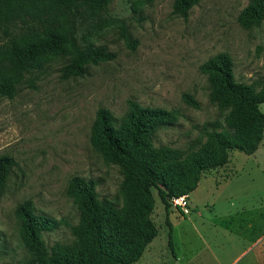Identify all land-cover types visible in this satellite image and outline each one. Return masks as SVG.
Returning <instances> with one entry per match:
<instances>
[{"label": "rangeland", "instance_id": "rangeland-1", "mask_svg": "<svg viewBox=\"0 0 264 264\" xmlns=\"http://www.w3.org/2000/svg\"><path fill=\"white\" fill-rule=\"evenodd\" d=\"M172 1L110 0L102 9L84 8L75 23L77 40L103 45L114 58L67 79L59 76L67 47L42 53V67L28 72L6 63L8 49L42 36L36 13L45 0H21L9 15H0V83L13 87L12 96L0 95V154L13 160L0 191V264H23L30 257L15 214L27 199L36 213L57 221L40 233L47 247L72 242L69 225L76 223L77 210L65 188L73 175L92 179L98 198L122 207L119 166L105 161L88 140L98 107L118 119L127 100L178 111L173 124L156 131L153 143L180 151L185 174L193 152L214 149L205 131L235 130L227 120L229 109L220 111L209 102L198 66L222 52L232 61L236 81L262 79L264 20L246 29L238 24L248 0H198L185 17L172 13ZM183 93L198 107L186 104ZM258 108L264 114V102ZM227 153L224 165L199 171L189 196L178 195L189 199L188 214L180 215L171 203L164 207L153 187L149 197L140 198L143 207L131 239L144 220L154 236L128 264H264V245L259 246L264 242V129L253 155Z\"/></svg>", "mask_w": 264, "mask_h": 264}, {"label": "trees", "instance_id": "trees-1", "mask_svg": "<svg viewBox=\"0 0 264 264\" xmlns=\"http://www.w3.org/2000/svg\"><path fill=\"white\" fill-rule=\"evenodd\" d=\"M21 0H0V15H9ZM110 0H45L36 15L39 17L41 37L18 49H8L6 63L19 71L41 68L38 57L50 50L67 47L66 62L59 67L63 79L80 77L91 64L108 61L114 53L103 45L80 43L76 36V20L84 8L102 9ZM198 0H173L172 13L185 17L187 10ZM42 12V17L38 13ZM264 20V0H248L237 15L242 28L258 26ZM63 21L69 25L67 28ZM126 40L129 41L128 38ZM38 60L37 63L34 61ZM198 69L206 77L208 100L222 111L229 109L227 120L235 130L205 131L213 142L212 152L195 151L188 157V173L180 151L166 145H154L156 131L174 123L178 111L142 106L127 100V111L121 118L98 107L89 128V143L102 158L119 166L124 195L122 207L98 198L94 181L73 175L68 179L65 194L77 210V221L70 224L72 242H54L47 247L40 238L41 231L54 228L57 221L36 213L29 199L15 208L20 220V237L29 252L23 264H128L135 261L144 246L154 236V229L144 220L137 237L131 239L138 212L143 207L140 198L150 196L156 189L164 207L168 199L188 194L198 182L201 169L222 166L227 162L228 149L251 154L257 148L264 129V114L258 104L264 102V77L245 84L234 79L232 61L226 53H216L203 61ZM258 84L259 88H256ZM258 89V90H256ZM9 82L0 83V95L12 96ZM182 100L194 107L198 103L189 94ZM13 165L10 156L0 154V191ZM189 179V182H186ZM177 211L182 212L177 208ZM167 244L171 248V225L167 214Z\"/></svg>", "mask_w": 264, "mask_h": 264}, {"label": "built area", "instance_id": "built-area-1", "mask_svg": "<svg viewBox=\"0 0 264 264\" xmlns=\"http://www.w3.org/2000/svg\"><path fill=\"white\" fill-rule=\"evenodd\" d=\"M168 203H171L175 207L179 208L182 214H188L190 212L188 200L185 198V195L171 197L168 199Z\"/></svg>", "mask_w": 264, "mask_h": 264}, {"label": "crops", "instance_id": "crops-1", "mask_svg": "<svg viewBox=\"0 0 264 264\" xmlns=\"http://www.w3.org/2000/svg\"><path fill=\"white\" fill-rule=\"evenodd\" d=\"M256 149L254 150V152H252L251 154L253 155L255 153ZM191 192V191H190ZM189 192V193H190ZM189 193H188V196H189ZM188 204H189V199H188ZM264 245V242L260 243L259 246H263ZM262 248V247H261ZM30 264H36V263H30Z\"/></svg>", "mask_w": 264, "mask_h": 264}]
</instances>
